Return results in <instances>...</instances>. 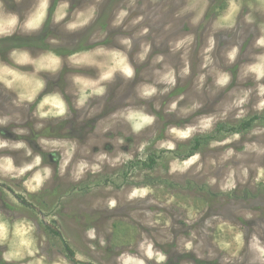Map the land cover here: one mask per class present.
<instances>
[{
	"label": "rangeland",
	"instance_id": "1",
	"mask_svg": "<svg viewBox=\"0 0 264 264\" xmlns=\"http://www.w3.org/2000/svg\"><path fill=\"white\" fill-rule=\"evenodd\" d=\"M0 264H264V0H0Z\"/></svg>",
	"mask_w": 264,
	"mask_h": 264
},
{
	"label": "trees",
	"instance_id": "2",
	"mask_svg": "<svg viewBox=\"0 0 264 264\" xmlns=\"http://www.w3.org/2000/svg\"><path fill=\"white\" fill-rule=\"evenodd\" d=\"M240 125V124H239ZM245 126H246V123H245ZM240 127H242V126H240ZM250 128V127H249ZM247 130V129H246ZM237 131V133H238V131L239 130H234L233 132H236ZM153 164H155L154 163V160H150V163H149V166H152Z\"/></svg>",
	"mask_w": 264,
	"mask_h": 264
},
{
	"label": "bare ground",
	"instance_id": "3",
	"mask_svg": "<svg viewBox=\"0 0 264 264\" xmlns=\"http://www.w3.org/2000/svg\"><path fill=\"white\" fill-rule=\"evenodd\" d=\"M118 48V47H117Z\"/></svg>",
	"mask_w": 264,
	"mask_h": 264
}]
</instances>
